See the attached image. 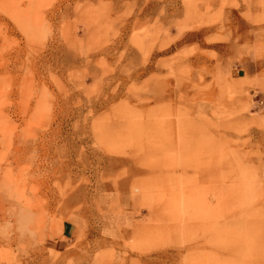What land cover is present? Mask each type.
<instances>
[{"label": "rangeland", "instance_id": "1", "mask_svg": "<svg viewBox=\"0 0 264 264\" xmlns=\"http://www.w3.org/2000/svg\"><path fill=\"white\" fill-rule=\"evenodd\" d=\"M235 4L0 0V264H55L59 225L120 190L144 264H264V72L208 73Z\"/></svg>", "mask_w": 264, "mask_h": 264}, {"label": "crops", "instance_id": "2", "mask_svg": "<svg viewBox=\"0 0 264 264\" xmlns=\"http://www.w3.org/2000/svg\"><path fill=\"white\" fill-rule=\"evenodd\" d=\"M254 1L236 0V4L230 6L234 16H232L228 34L231 36V40H236L235 45L230 47H235L237 52L232 55L233 57L226 56L216 63L212 60L207 61L209 63L208 73L213 74L215 81L233 82L246 77L253 78L264 72V57L253 54L251 56L247 50L249 48L248 41H251L252 44L256 41L264 43V33H261L264 30V20H261L264 15V6L254 5ZM261 1L263 3V0ZM260 9L263 10L262 13ZM221 35L222 33H218L219 37ZM219 37L217 39L219 43L212 44L210 50L220 51L217 50L216 45H224L222 43L225 39ZM224 46L227 49V44ZM237 55H242L239 61L236 59ZM233 69L237 70L238 74H234ZM242 69L244 72L239 73ZM250 69H252V73ZM228 74L231 77L225 78L224 75ZM239 97L240 95L234 99ZM129 192L120 190L109 202L106 200V202H99L98 200L99 203L97 202L94 211L85 209L83 212L77 211L66 218L58 227L59 234L52 237L47 245H44V249H47L48 252H58L59 256L55 264H70V261H72L71 264H144L142 259L147 252L136 249L125 250L129 233L137 225L132 208L133 195ZM91 233H96V235L94 239L89 240L88 237ZM91 241L95 247L97 246L93 252L88 250L93 244ZM121 243L124 249L121 247ZM74 248L79 250L74 251ZM125 252L126 255H124Z\"/></svg>", "mask_w": 264, "mask_h": 264}]
</instances>
